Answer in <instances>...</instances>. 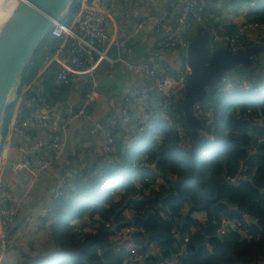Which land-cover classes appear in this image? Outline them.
Instances as JSON below:
<instances>
[{
	"label": "trees",
	"instance_id": "obj_1",
	"mask_svg": "<svg viewBox=\"0 0 264 264\" xmlns=\"http://www.w3.org/2000/svg\"><path fill=\"white\" fill-rule=\"evenodd\" d=\"M81 1L73 0L68 14L77 11ZM141 1L146 0H114L108 11L123 21H129L135 18L134 3L140 6ZM250 1L256 2L258 11L249 13L244 20L245 23H256L258 29L240 42L244 48L257 49L252 65L239 66L225 73V79L234 86L232 90L219 92L218 84L208 89L205 101L195 112L200 120L196 143L191 144L182 112L181 93L166 105L164 123H157L148 137L141 140L143 147L139 151L136 152L141 144L121 150L122 143L116 136L110 160L99 159L100 163L94 165L90 162L91 166L70 178L63 197L55 202L46 216L38 219V231L51 230L45 232L47 236L41 246L50 243L55 248L29 250L15 258V264H124L127 258L140 252L144 256L143 264H159L164 259L170 262L174 258L178 264H253L257 260L264 261V98L252 99L251 94L241 93L242 85L256 87L264 84V0H200L197 15L202 18L203 25L193 24L183 35L192 41L204 29H215L221 38L232 37L240 20L224 25L221 13L239 11ZM160 2V7L166 5L167 8L166 11L160 10L157 18L170 13L172 4H179L180 0ZM127 15L133 17L128 19ZM136 16L140 14L136 13ZM55 44L56 40L50 36L44 38L22 72L20 86L34 79L35 70L53 51ZM127 44L137 48L128 41ZM154 49L158 50L155 46ZM55 72L54 66L49 68L35 90L24 94L34 108L42 107L38 102L40 97L46 99L51 110L67 108L73 83L67 80L57 86ZM91 88L88 83L81 86L79 96L82 100ZM158 96L156 104L163 101V97ZM224 99L230 101L219 111ZM80 106L72 108V113L77 114ZM204 113L211 114V123ZM7 123L8 116L2 130L4 135ZM176 127L182 128L187 142L178 140ZM29 131L35 138L36 133ZM14 144L18 145L16 140ZM149 171L153 176L147 175ZM135 172L141 173L138 177L142 185L140 190L130 182ZM98 203L105 206L95 208ZM128 208L132 211L131 217L124 213ZM149 213L162 225L161 235H158L155 222L146 219ZM193 215H202L204 220L198 221ZM94 217L98 221L92 225ZM224 218L233 221L238 231L230 230L226 235H219ZM244 220L256 225L246 224ZM87 221L89 226L85 224ZM132 223L134 253L116 252L113 240L116 232L107 231L103 226L108 224L119 230ZM92 229H96L94 234ZM11 230L14 233V229ZM246 231L249 239L243 236ZM184 239H187L186 250L179 253ZM151 245L158 248L157 255H148ZM58 249L63 255L56 252Z\"/></svg>",
	"mask_w": 264,
	"mask_h": 264
},
{
	"label": "built area",
	"instance_id": "obj_2",
	"mask_svg": "<svg viewBox=\"0 0 264 264\" xmlns=\"http://www.w3.org/2000/svg\"><path fill=\"white\" fill-rule=\"evenodd\" d=\"M239 1L244 2V0ZM106 2L111 3L106 5ZM113 2L114 0H91L90 2L89 0H82L77 11L69 13L51 30L49 36L56 40L55 47L50 54L43 58L41 65L35 70L34 79L25 86H20L19 82L14 91L4 118L5 121L6 116H8L6 133L4 135L2 132L0 141V264L4 259L6 249L15 241L11 229L19 216L22 198H18L14 187H19L26 194L31 186L62 157L61 153L65 143L64 135L68 125L74 119L88 118L90 110L99 98L92 83V88L82 100L77 114L60 116L56 110L49 108L46 99L43 97L38 99L42 107L34 108L33 103L24 98V94L31 89L35 90L49 68L56 67L54 82L59 86L67 80L72 82L80 80L85 71L88 70V73H91L101 62H109L108 53L113 52L115 55L113 61L123 65L129 73L145 80V91H153L163 97L162 103H154L152 106L144 108L147 116L137 123L138 139L147 136L155 122L165 120L167 117L166 105H169L172 98L181 93L183 95L185 91V78L188 74V68L183 56L190 41L183 33L191 29L193 24L203 25L202 18L197 15L200 0H180L179 4H172L171 12L156 18L153 26V33L156 35L154 46L160 52L178 47L175 49L179 50L180 53L181 71L179 73H175L172 68L152 62H135L132 60L133 48L121 36L118 37L117 34L111 32L116 14L110 13L108 9L109 4H113ZM133 16H136V13ZM133 16L127 15L126 18L130 19ZM244 17L242 15L239 18L240 23L235 30L236 34L232 37L222 36L223 38H221L215 29H204L210 33L209 54L221 45H224L230 53L248 49L242 47L240 40L255 32L258 26L256 23H245ZM143 27V23L140 22L137 24L136 30H141ZM88 62L92 64L86 68ZM233 87L225 77L218 82L219 92L230 91ZM241 90L248 92L251 91V87L242 85ZM136 96L137 93L134 91H128L122 100L119 116L110 115L105 124L92 119L90 122L88 121V135L99 137L102 141V147L97 153L104 161L111 159L114 153L117 132L124 130L131 124L130 111L133 109ZM197 111H199V104L195 107V112ZM204 114L208 118V122L211 123L213 121L211 114ZM29 130L39 133L41 137L32 138ZM44 134L46 138L42 137ZM175 135L180 142H187L182 128L176 127ZM209 139L212 140V137ZM14 140L17 141L18 145L14 144ZM127 148L129 147L126 146ZM72 155H74L73 151L71 152ZM69 181L70 179L67 181L64 176L57 180L54 186L55 191L41 211V217L53 209L55 202L63 197L68 189ZM131 215L132 211L126 216L131 217ZM244 223L249 224L251 221L244 220ZM104 227L108 228L109 225L105 224ZM230 230L238 231L233 221L226 218L222 219L218 231L219 235H226ZM94 232L95 230H92V233ZM131 233H133L132 228H125L116 232L114 242L119 245L117 250L131 252L134 247L130 241ZM245 233L248 234L249 232L246 231ZM186 243L187 239H184L182 251L186 250ZM140 261L141 257H138L126 264H138ZM172 262L173 260L161 264H172Z\"/></svg>",
	"mask_w": 264,
	"mask_h": 264
},
{
	"label": "crops",
	"instance_id": "obj_3",
	"mask_svg": "<svg viewBox=\"0 0 264 264\" xmlns=\"http://www.w3.org/2000/svg\"><path fill=\"white\" fill-rule=\"evenodd\" d=\"M90 1L91 0H89V2ZM172 1L174 2L176 0H170V2ZM141 2L140 6H137L136 3H134L135 6L132 9L134 14L137 13V15L140 14V16H135L134 19L129 21H123L120 17L115 16L116 19L111 29L112 34H117L116 36H121V38L137 46V48H133V61L152 62L157 65L172 68L175 73H179L181 71L179 64V50L172 48L168 51L160 52L154 49L156 36L153 35V26L157 16L159 15L158 12L160 10L166 11V5H164L163 8L160 7V0L159 2L158 0H146ZM143 3L146 4L143 5ZM110 5L112 4H109V8ZM128 8H131L130 5ZM257 11L258 7L256 2L250 1L239 11L226 10V12H222L221 20H224V25H232L236 22L235 19L239 20L241 15L245 14L246 17L249 13L253 14ZM140 22L143 23V29H146L147 32L142 37L140 42L135 43L134 32L137 24ZM108 56L110 58L109 62H101L91 73H88L87 70L84 72L82 75L83 77L80 78V80H74L72 82L73 90L70 96H68L66 102L67 108H58L57 106V108H54L60 116H67L69 114L74 115L71 109L78 104H82V99L79 95L81 86L84 83L91 85L93 83L99 95L98 100L89 112L88 118L74 119L73 122L68 125L67 132L64 135V142H70V154L62 156L58 159L56 163H54L50 169H48L42 177L31 186L30 190L27 191L26 194H24L19 187H14L18 198H22V201L19 216L12 225V228L14 229L15 241L8 247V249H6V255L2 262L15 264L17 261L15 258L18 259L21 255L27 254L29 250H34L35 252L42 249L41 243H43L44 237L45 235L47 236V234L41 233L40 230L38 231V219H40L41 211L53 193L57 180L64 176L68 181L72 176L76 175L81 170L91 166V164H89L90 162L93 165L95 163H100V157L97 152H99L102 147V141L99 137H90L88 135V121L90 122V119H92L105 124L110 115L119 116L122 100L128 91H134L137 93L133 109L130 111L131 124L129 127L117 133L116 136L118 141H121L122 143L121 150L126 146L130 148L136 147L137 144H141L137 148V152L140 147H143V143H141L142 139L137 138V123L140 119L147 116V112L144 108L146 106H152V104L159 100V96L153 91L148 92L144 90L146 82L143 78L129 73L123 65L113 61L115 57L113 52L110 51ZM91 64L92 63L88 62L86 64V68H89ZM54 74H56V72ZM157 123L163 124L164 120L155 122L154 126ZM36 137H41V135L36 133ZM42 137L46 138L45 134L42 135ZM72 151L74 152V155L71 156ZM147 175L153 176V172L149 171ZM157 179L158 177L155 178V180ZM127 210L128 209H126L125 212ZM193 217H195L198 221L204 220L202 215H193ZM104 229L107 228L104 227ZM244 237L246 238V236ZM179 243L181 246L180 239H178V244ZM151 252L154 255H157L158 249L155 248ZM179 253H183L182 250ZM172 260V264H178L175 258ZM253 264H264V261L257 260Z\"/></svg>",
	"mask_w": 264,
	"mask_h": 264
},
{
	"label": "water",
	"instance_id": "obj_4",
	"mask_svg": "<svg viewBox=\"0 0 264 264\" xmlns=\"http://www.w3.org/2000/svg\"><path fill=\"white\" fill-rule=\"evenodd\" d=\"M72 3L73 0H16L13 10L0 24V141L6 110L22 72L44 38L68 15ZM146 32V29L135 30V43L140 42ZM209 42L210 33L204 30L189 42L183 56L188 74L181 101L182 112L192 145L198 140L200 128L195 107L205 101L208 89L215 88L226 72L239 66L250 67L257 51L251 47L230 53L221 45L209 54ZM70 149V142L66 141L61 156H67ZM146 219L155 222L158 235H161L162 225L154 215L149 213ZM251 224L256 225L255 222Z\"/></svg>",
	"mask_w": 264,
	"mask_h": 264
},
{
	"label": "clouds",
	"instance_id": "obj_5",
	"mask_svg": "<svg viewBox=\"0 0 264 264\" xmlns=\"http://www.w3.org/2000/svg\"><path fill=\"white\" fill-rule=\"evenodd\" d=\"M246 4H243V6H245ZM244 16H245V14H243ZM242 16V15H241ZM240 16V17H241ZM239 17V18H240ZM218 84V83H217ZM262 92H264V84L263 85H259V86H256V87H251V91H248V92H245V91H243L242 90V92L241 93H244V94H251V95H254V94H258V93H262ZM264 98V97H263ZM228 105V104H227ZM158 122V121H157ZM153 128H154V126H153ZM153 128L151 129V131L153 130ZM150 131V132H151ZM149 132V133H150ZM149 133H148V135H149ZM148 135L147 136H145V137H143V138H146V137H148ZM143 138H141V139H143ZM126 149V148H125ZM127 149H129V148H127ZM70 154V153H69ZM100 159H102V161H104L103 160V158H100ZM110 160V159H109ZM107 161V160H106ZM140 176V173L139 172H135V174L132 176V177H134V178H131L130 179V182L131 183H133V185L135 186V188L137 189V190H140V188H138V184H140V180L141 179H138V177ZM121 188H119V189H117L116 191H114V193H116L118 190H120ZM102 206H105V204H100V203H98L96 206H95V208H99V207H102ZM47 214V213H46ZM46 214H44V216H46ZM40 218H41V216H40ZM85 224H86V226H89V222L87 221V222H85ZM110 226V225H109ZM48 230L49 229H43V230H41L40 232L41 233H45V232H48ZM92 230H94V229H92ZM92 230H91V233H92ZM141 233H143V231H140ZM95 233V232H94ZM94 233H92V234H94ZM131 235H132V233L130 234V241L133 243V241H132V238H131ZM111 238V237H110ZM114 240V239H113ZM116 248H115V250H116V252H125V253H134V249H135V245H134V243H133V248L131 249V252H128V251H125V250H117L118 249V244L116 243ZM52 248H55V246L54 245H52L51 246ZM155 249V247H154V245H151V247H150V252H149V254L148 255H152L153 253L151 252L152 250H154ZM133 251V252H132ZM56 252H59L61 255H63V253H62V251L61 250H57ZM158 252H159V250H158ZM154 255V254H153ZM141 261H140V263H138V264H143V255L141 254ZM131 260H133L132 259V256L131 257H129V258H127V260L124 262V264H126L127 262H130ZM3 261V260H2ZM4 262H2L1 264H3ZM137 264V263H136Z\"/></svg>",
	"mask_w": 264,
	"mask_h": 264
},
{
	"label": "rangeland",
	"instance_id": "obj_6",
	"mask_svg": "<svg viewBox=\"0 0 264 264\" xmlns=\"http://www.w3.org/2000/svg\"><path fill=\"white\" fill-rule=\"evenodd\" d=\"M245 95H247V94H245ZM252 99H255V98H260V97H264V92H262V93H258V94H254L253 96L251 95L250 96ZM230 99V98H229ZM229 99H224V100H222L220 103V106L218 107V109H219V111L221 110V108L222 107H225L228 103H229ZM141 174V173H140ZM156 181H158V179L156 180ZM138 188H140V189H142V185H140V184H138ZM143 195H145V193H143ZM97 204H95V206H96ZM129 212H130V209L128 208V210L126 211V212H124L126 215H128L129 214ZM98 221V219L97 218H95L94 217V219H93V223H92V225L93 224H95L96 222ZM128 221V220H127ZM125 228H132L133 229V232H134V225H133V223L132 224H130L129 226H125L124 228H121V229H125ZM121 229H119V230H121ZM95 231H96V229H94ZM107 231H110V232H118L119 230H115V228L114 227H108L107 229H106ZM115 230V231H114ZM49 232L51 231V230H48ZM243 235L244 236H246V238H250L249 237V235L247 234V233H243ZM110 239V238H109ZM139 245V244H138ZM48 246H51V244L50 243H47L46 244V246L44 245L43 247H42V249H44V248H49ZM8 249V248H7ZM156 249H158L157 247H156ZM141 256V252L140 253H138V254H134L133 256H132V259H137L138 257H140ZM161 261V260H160ZM167 260H165L164 259V261H162V262H160L159 264H161V263H163V262H166Z\"/></svg>",
	"mask_w": 264,
	"mask_h": 264
},
{
	"label": "bare ground",
	"instance_id": "obj_7",
	"mask_svg": "<svg viewBox=\"0 0 264 264\" xmlns=\"http://www.w3.org/2000/svg\"><path fill=\"white\" fill-rule=\"evenodd\" d=\"M16 0H0V24H2L13 10ZM134 178V177H133ZM53 189V193H54Z\"/></svg>",
	"mask_w": 264,
	"mask_h": 264
},
{
	"label": "flooded vegetation",
	"instance_id": "obj_8",
	"mask_svg": "<svg viewBox=\"0 0 264 264\" xmlns=\"http://www.w3.org/2000/svg\"><path fill=\"white\" fill-rule=\"evenodd\" d=\"M254 57V56H253Z\"/></svg>",
	"mask_w": 264,
	"mask_h": 264
}]
</instances>
